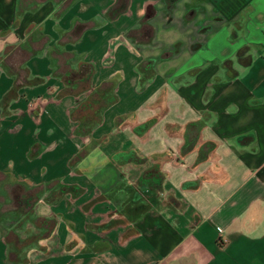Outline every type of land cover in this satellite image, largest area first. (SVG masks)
<instances>
[{"label": "crops", "instance_id": "0c3cea01", "mask_svg": "<svg viewBox=\"0 0 264 264\" xmlns=\"http://www.w3.org/2000/svg\"><path fill=\"white\" fill-rule=\"evenodd\" d=\"M0 264H264V0H0Z\"/></svg>", "mask_w": 264, "mask_h": 264}, {"label": "rangeland", "instance_id": "374dc122", "mask_svg": "<svg viewBox=\"0 0 264 264\" xmlns=\"http://www.w3.org/2000/svg\"><path fill=\"white\" fill-rule=\"evenodd\" d=\"M79 127H80V124H79Z\"/></svg>", "mask_w": 264, "mask_h": 264}]
</instances>
